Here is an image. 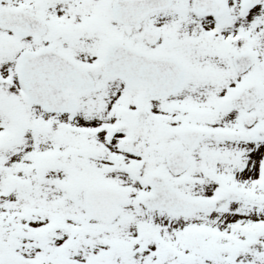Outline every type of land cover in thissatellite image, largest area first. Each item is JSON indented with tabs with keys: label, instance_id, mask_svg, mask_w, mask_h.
I'll return each instance as SVG.
<instances>
[{
	"label": "snow or ice",
	"instance_id": "1",
	"mask_svg": "<svg viewBox=\"0 0 264 264\" xmlns=\"http://www.w3.org/2000/svg\"><path fill=\"white\" fill-rule=\"evenodd\" d=\"M0 264H264V0H0Z\"/></svg>",
	"mask_w": 264,
	"mask_h": 264
}]
</instances>
